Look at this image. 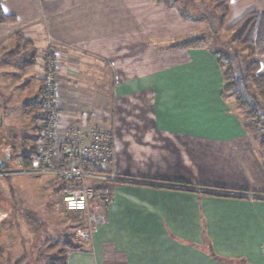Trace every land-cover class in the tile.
Returning <instances> with one entry per match:
<instances>
[{"label":"crops","instance_id":"0c3cea01","mask_svg":"<svg viewBox=\"0 0 264 264\" xmlns=\"http://www.w3.org/2000/svg\"><path fill=\"white\" fill-rule=\"evenodd\" d=\"M163 1H2L17 23L0 25V170L18 169L31 152L22 148L13 160V121L35 118L25 105L28 93L41 98L40 55L50 44L65 47L76 61L63 60L58 72L61 126L82 106L79 94L87 95L85 104L98 110L87 126L113 128L114 162L106 170L123 182L99 185L106 200L93 211L106 224L85 251H68V264H264V200L247 197L264 194L263 130L224 101L217 56L169 48L208 25ZM227 8L229 29L264 12V0H228ZM258 62L264 75V55ZM109 104L111 125L103 115ZM39 178L62 195L52 177ZM8 216L0 206V229Z\"/></svg>","mask_w":264,"mask_h":264},{"label":"rangeland","instance_id":"374dc122","mask_svg":"<svg viewBox=\"0 0 264 264\" xmlns=\"http://www.w3.org/2000/svg\"><path fill=\"white\" fill-rule=\"evenodd\" d=\"M224 37L225 36H222V38ZM213 46L220 48V44H218V46ZM48 50L49 46L40 55V62L42 64L41 75L46 65V60L42 58V56ZM67 50L66 52L68 57L58 60L60 65L57 72H59L63 68L61 64L63 60H65L69 67H71V65H73V63H75L76 61V55H74L72 51ZM74 72L77 73L76 70ZM104 72L106 75L105 81L107 86L112 85L110 70L107 68ZM68 75L69 78H71L69 79V83L77 84L72 78L75 77V73H69ZM58 76L59 85L57 90L60 88L62 81V77L60 76V74H58ZM71 90L74 91L73 87H71ZM33 96L34 92L28 93V100L42 101V98L39 97L38 93H36V99L34 100L32 99ZM79 96L83 104L79 107L78 110H76L75 114L73 112V116L75 118L71 119L69 123H71L72 121H79L76 119L84 116L85 113L87 114L86 121L88 123L89 118L98 113V110H94L93 108L85 104V99L88 97L87 95L81 93L79 94ZM57 107L59 109L58 113H60L59 126L62 127L61 119H64L62 118L63 112L61 111L60 105L58 103ZM107 107L108 108L105 111L106 113L103 115L107 117V119H111H108L110 121L109 125H111L114 115L112 109L110 108V104L107 105ZM44 111L48 116V111L45 108L32 112L31 116H35L33 120L32 117H29L27 120L28 122H26L22 120V117L19 115L13 121L14 130L11 131L10 134H17L15 139L14 136H12L13 138L11 142V144H16V148L14 151L15 157L13 158V160L19 158L18 153H20L22 148L29 149L31 152L36 150V155H38L39 146L37 144V141L39 140L40 133L44 125L43 123L46 120L47 116L45 117V120H41V118L39 117L43 115ZM66 114L67 112L64 111V116H66ZM31 120L36 124V127L35 125L29 123V121ZM39 122L41 123V125L37 127V123L39 124ZM23 135H26L27 137L26 143H24L22 140ZM39 177H10L8 179L0 180V206L5 208L9 213V216L8 218H6L7 220L5 222L6 227H2L0 229V247L4 250L3 254L0 257V264H18L20 261H22L20 264H50V261L47 257L55 256L60 250H65L66 240H69L75 245H86L87 242H90H82L78 239V233L84 230L83 228L86 224L85 213L66 211L63 206L62 195L52 190L54 188H52L47 178H45L42 182ZM8 183L9 185H15V189L17 192L14 191L13 194H15V198L17 200H14L12 195H10V187ZM21 185L24 189L21 188ZM19 202H21V204ZM97 202L98 199H94V201L91 202V211L98 210Z\"/></svg>","mask_w":264,"mask_h":264},{"label":"built area","instance_id":"2783aa9c","mask_svg":"<svg viewBox=\"0 0 264 264\" xmlns=\"http://www.w3.org/2000/svg\"><path fill=\"white\" fill-rule=\"evenodd\" d=\"M66 50L50 44L49 50L42 56L46 65L40 76L41 98L48 116L37 141L38 155L32 160L30 167L19 161L18 169L0 170V178L50 176L55 186L66 183L77 185L61 192L63 206L68 212L85 213L86 228L78 233V239L87 242L93 239L95 232L107 221L105 215L90 210V202L94 199H98V202L106 200L105 194L99 191V185L122 180L109 170L107 174H98L84 168L92 165L106 169L113 165L115 148L112 127L88 128L86 113L76 119L79 121L66 123L64 127L59 126L57 70L60 65L58 60L68 57ZM247 197L251 200H264V194L260 193H250Z\"/></svg>","mask_w":264,"mask_h":264},{"label":"trees","instance_id":"16d2710c","mask_svg":"<svg viewBox=\"0 0 264 264\" xmlns=\"http://www.w3.org/2000/svg\"><path fill=\"white\" fill-rule=\"evenodd\" d=\"M2 1L0 0V25H15L17 18L4 12ZM163 3L169 8H177L184 19L207 23V31L191 36L186 41L171 45L169 48H206L217 56L224 80L222 97L235 110L244 113L245 120H252L263 129L260 147L264 152V75L260 74L258 62V58L264 55V12H251L234 26L226 29L225 21L229 13L228 0H164ZM222 36L225 37L222 38ZM22 38L24 41V37ZM218 44L220 48L213 46ZM39 109H45L42 101H32L25 105V112L28 114ZM46 116L47 113L44 111L39 118L45 120ZM36 154L33 151L23 155V164L30 167ZM84 168L92 173H109L108 170L97 166L86 165ZM115 184H123V182L119 181ZM75 187L77 185L66 183L61 185L58 191ZM85 250L83 244L75 245L68 242L65 250L47 258L50 264H68V251ZM3 252L4 250L0 248V257Z\"/></svg>","mask_w":264,"mask_h":264}]
</instances>
